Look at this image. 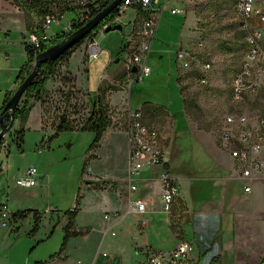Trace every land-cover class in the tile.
I'll use <instances>...</instances> for the list:
<instances>
[{
  "label": "crops",
  "instance_id": "crops-1",
  "mask_svg": "<svg viewBox=\"0 0 264 264\" xmlns=\"http://www.w3.org/2000/svg\"><path fill=\"white\" fill-rule=\"evenodd\" d=\"M171 5L178 6L174 3ZM10 7L9 0H0V10L6 11L0 16V109L5 107L22 82L19 75L26 71L32 52L28 41L30 16L12 11ZM167 11L173 16L187 15L188 11L195 10L187 8L175 14L166 10L163 15ZM185 25L184 22L179 31V49H196L190 46L196 21L187 29ZM125 44L117 58L111 53L109 57L103 55L92 63L88 59V45L83 43L78 47L60 63L57 73L47 81L44 101H38L33 106L26 129L37 127L44 132V129L51 127L52 134L49 137L56 133L55 123H52L56 116L50 118V114L54 113L51 103L61 89H72L75 94L86 96L104 91L109 98L115 99H121L126 94L128 107H132L129 93L135 84L130 88L129 80L134 68L130 66L129 50ZM6 54L10 55L9 59H4ZM103 64L105 71L97 72L94 78V67L98 70ZM183 73L184 69L180 66L178 78ZM151 97L154 100H137L139 104L136 107L143 110L144 120L148 124L153 125L152 113L156 109L170 113L174 111L176 117L173 122L175 139L174 132L158 127L162 144L166 145L168 151L167 166L180 185V194L172 212L167 213L163 209V189L159 180L162 167L145 166L140 177L135 180L138 188L131 191L128 181V142L126 140V163L117 172L113 166L108 165L113 153L105 148L107 134H104L100 145L91 148V153L86 157L89 160L91 154L96 156L91 159L92 170L89 171L93 175L89 177L88 173L83 174L87 183L82 192L79 212L73 218V229L82 233L67 239L55 264H149V256L153 251L171 250L182 240L191 241L195 245L190 264H264V169L254 170L250 180L252 191L246 192L244 184L248 180L242 178L243 164L232 156L229 149L222 146L218 137L211 133L195 132L192 123L183 113L185 109L181 111V105L179 113L163 105L161 98ZM14 126L19 128V119ZM12 144L15 145L14 142ZM175 146L177 155L173 154ZM8 148L7 161H0V205L9 209L11 214L32 210L26 217L30 219L34 217V211L42 212L46 208L50 198L44 197V183L34 186L17 183L24 170L19 167L16 169L17 155L12 148ZM18 151L25 153V146ZM39 152L47 155L46 149H39ZM260 157L264 160V147ZM46 162L47 157L40 167ZM42 177L45 175L42 174ZM101 180H106V185L96 187ZM130 199L146 201V211L130 212ZM2 211L0 208V220ZM114 211L119 212L120 217H105L106 213ZM42 215L43 219L49 215L51 220L62 216L64 227L70 220L67 212L61 215L60 212L50 211ZM23 219L14 222L20 225ZM74 254L79 256L75 257Z\"/></svg>",
  "mask_w": 264,
  "mask_h": 264
},
{
  "label": "rangeland",
  "instance_id": "rangeland-1",
  "mask_svg": "<svg viewBox=\"0 0 264 264\" xmlns=\"http://www.w3.org/2000/svg\"><path fill=\"white\" fill-rule=\"evenodd\" d=\"M171 3L195 11H188L187 15L173 16L167 11L163 15L149 59L153 72L143 81L135 83L130 90V104L133 107L131 108L136 109L139 104L137 100L143 101L148 98L154 100L151 95L157 96L161 98L163 105L168 108L172 107L175 111H178L181 105V111L183 112L182 108L185 109L183 113L192 123L195 132L211 133L218 137L219 141H221V131L226 115L240 113L248 115L254 122L264 117V82H262V87L248 94L243 100L235 101L233 98L234 80L241 69L247 48L246 37L240 28L236 0H200L198 3H191L189 0L187 2L186 0H174ZM129 12L133 14L132 10ZM75 14V11H69L60 24H54L51 27L50 32H59L65 28ZM195 21L190 46L194 48L198 41H203V46L198 53L200 57H203L204 62L211 63V68L206 72L200 65L194 63L178 78L180 63L176 60V53L181 45L179 31L184 22L185 29H187L189 25L193 26ZM129 32L130 26L127 25H124L123 31L116 29L104 32L103 29H98L96 38L103 48L101 57L103 55L109 57L111 53L116 58L120 56L121 49L126 43L125 36ZM89 40L90 37H87L83 43L88 45ZM123 54L126 56V53ZM5 58L9 59L10 55H4ZM97 60L89 61L92 63ZM262 66L264 67V61ZM99 71H105L104 64L98 70L94 67V78ZM205 74L209 80L206 84L200 80ZM65 92L67 91L61 89L51 103L52 111H54L50 114L51 119L55 116L59 117L63 107L71 103L68 99L70 96L67 98ZM181 93L184 100H182ZM125 95L123 94L121 99L105 96L110 105L112 125L104 133L107 134L104 145L110 153H113L108 165L113 166L117 172L126 163L128 103ZM75 102L79 103L83 113H88L90 110L89 96L77 94ZM152 114L153 125L162 130L174 132L173 122L176 121L174 111L170 113V111L156 109ZM18 129L14 126L6 136L10 143L8 149L12 148L17 155L16 169L19 167L22 171L24 170L20 177L31 166L38 168V181L44 183V197L45 199L50 198L45 205L46 208L41 210V214H47L50 211L60 212L61 215L64 212L70 214L73 209H76L78 213L82 202V192L87 183L83 179V174L88 173L89 177L93 175L86 170L89 165L92 166L91 159L96 156L93 153L94 155L91 154L89 160L86 157L91 153L95 133L88 130H67L58 134L54 133L52 137H49L52 134L51 127L44 129V132L37 127H32L30 130L26 129L23 144L26 152L23 153L18 151L19 148L15 143L17 137L15 133ZM175 138L176 133L174 132ZM163 146L166 145L163 144ZM39 149H46L47 155L39 152ZM6 150L7 148L2 145L1 162L7 161ZM173 154L177 155L176 146L173 148ZM46 157L47 162L40 167ZM42 174L45 177H42ZM103 185H106V180L98 181L96 187L101 188ZM61 217L51 220L49 215L45 216L36 231H34L35 217L23 219L20 225L15 224L12 219L9 225L3 226L0 220V264H39V262L55 264L66 240L65 221ZM73 256L79 255L74 254Z\"/></svg>",
  "mask_w": 264,
  "mask_h": 264
},
{
  "label": "built area",
  "instance_id": "built-area-1",
  "mask_svg": "<svg viewBox=\"0 0 264 264\" xmlns=\"http://www.w3.org/2000/svg\"><path fill=\"white\" fill-rule=\"evenodd\" d=\"M9 1L12 11L31 14L28 41L37 55L52 46L55 39L75 30V26L86 23L96 11L102 10L114 0H45L46 2L43 3L37 0ZM172 1L174 0H122L112 12H115L114 17L108 21L106 18L89 36L88 59L93 61L103 54L101 43L96 38L98 29L101 28L105 32L109 25L117 23L130 26V32L125 36V45L129 50L130 66L137 67L136 70L131 71L130 88L135 83L143 81L152 73L149 59L163 13L166 10L174 14L184 11L178 6H172ZM198 1L200 0H190L192 3H198ZM236 8L240 28L247 41L245 58L234 80L233 89L234 100L241 101L264 85H262L264 82V67L262 66L264 61V0H236ZM130 10L133 14L129 12ZM69 11H75V17L70 19L68 25L61 31L51 33V27L54 24H60ZM5 12V10H0V16ZM202 46L203 41L200 40L196 49L180 48L177 51V61L182 69L188 70L194 63L200 65L206 72L211 68V63L204 62L203 57H200L198 53ZM200 80L202 83H209L207 74L203 75ZM127 114L130 189L133 191L138 188L135 180L140 177L145 166L162 167L159 173L163 189L161 199L165 212L171 213L180 194V185L167 166L168 151L162 144L161 131L157 126L148 124L144 120L143 110L132 109L129 106ZM255 121H252L248 115L228 114L225 116L221 131L222 146L229 149L232 156L243 164L242 178L248 180L244 184L246 192L252 191L250 180L253 178L254 170L264 169V160L260 157V152L264 147V117ZM2 145L9 147L7 137L2 141ZM87 170L91 171L92 166L89 165ZM38 175V168L31 166L17 180V183L22 186H34L39 183ZM128 209L130 212H145L147 203L142 199H130ZM105 217L118 218L120 213L117 211L106 213ZM11 218V211L4 207L1 224L9 225ZM194 251L195 245L191 241L182 240L171 250L153 251L149 256V264H190Z\"/></svg>",
  "mask_w": 264,
  "mask_h": 264
},
{
  "label": "trees",
  "instance_id": "trees-1",
  "mask_svg": "<svg viewBox=\"0 0 264 264\" xmlns=\"http://www.w3.org/2000/svg\"><path fill=\"white\" fill-rule=\"evenodd\" d=\"M37 1L40 3L46 2L45 0L44 1L37 0ZM98 12L99 11H96L94 13V16ZM114 14L115 12L110 14L107 17L106 21L111 20L114 17ZM84 24L85 23L81 24L80 26ZM80 26H75V29L79 28ZM67 34L69 33L63 34L60 38L55 39L54 43L58 42L61 38L65 37ZM91 34L92 33H90L88 37ZM85 40L86 39L81 40L80 43H78L72 49L68 50L59 59L47 60L42 64L37 78L35 79L33 84L30 86V88L27 90V92L25 93L21 104L16 110V119L20 120V126L17 132L15 133L17 136L15 139L16 140L15 143L19 149H22L24 141H25L26 123L29 118L30 112L33 109V106L38 101H41V100L44 101L43 93H44V87L47 81L49 80V78H51L57 73L58 66L60 65V63L66 58H68L78 47H80ZM35 59H36V53L32 49V52L30 53V58H29L27 69L25 72H22L19 75V80H24L25 77L30 73ZM65 91H67L65 92L67 93L66 97L68 98V96H70L68 99H69V102L71 103L69 104L67 103L63 107L62 112H60L61 115H59V117H57L54 121L55 128H56V134L62 131L74 130V129L93 131L95 133V139H94V142L91 148L98 147L102 141L104 133L112 125V119L109 113L110 105L107 102V99L105 97L106 93L104 91L90 93L89 94L90 110L88 111V113H83L79 107V103L75 102V100H77V94H75V91L72 89H70L69 91L68 90H65ZM3 108L0 109V113L3 110ZM69 110L71 112L70 114H69ZM71 114H73L74 116ZM6 119L7 121L11 120V113H7ZM1 147H2V142L0 144V149ZM0 208L4 209V205H0ZM31 212L33 211L24 210V211L14 212L12 214L11 220L13 219L14 221H16L19 219L26 218ZM76 213H77L76 209H73L70 211V220L65 226L66 240L64 242V246H65L67 239L70 236L79 235L80 233H82V231L73 229V218L75 217ZM34 217H35L34 231H36L42 220L41 212L34 211Z\"/></svg>",
  "mask_w": 264,
  "mask_h": 264
},
{
  "label": "water",
  "instance_id": "water-1",
  "mask_svg": "<svg viewBox=\"0 0 264 264\" xmlns=\"http://www.w3.org/2000/svg\"><path fill=\"white\" fill-rule=\"evenodd\" d=\"M121 2L122 0L112 1L109 5L100 10L95 16L89 19L84 25L71 31L58 42L54 43L52 46L46 48L36 55V59L33 63L30 73L25 77L24 80H22L0 113V144L13 129L16 121V110L21 104L25 93L37 78L42 64L47 60L59 59L68 50L80 43L81 40L86 39L88 35L92 33L118 7ZM116 29L123 31L124 25L122 23L109 25L105 32H110ZM29 47L31 50L33 49L31 44ZM136 68L137 67H134V70H136ZM7 113H11L10 121H7L6 119Z\"/></svg>",
  "mask_w": 264,
  "mask_h": 264
}]
</instances>
